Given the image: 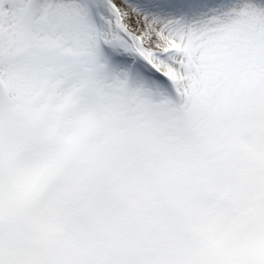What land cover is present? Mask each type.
Masks as SVG:
<instances>
[{"label":"snow or ice","instance_id":"snow-or-ice-1","mask_svg":"<svg viewBox=\"0 0 264 264\" xmlns=\"http://www.w3.org/2000/svg\"><path fill=\"white\" fill-rule=\"evenodd\" d=\"M0 264H264V0H0Z\"/></svg>","mask_w":264,"mask_h":264}]
</instances>
